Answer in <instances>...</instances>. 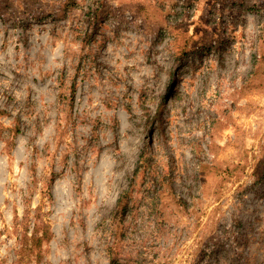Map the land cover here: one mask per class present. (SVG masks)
I'll return each mask as SVG.
<instances>
[{
	"label": "rangeland",
	"instance_id": "1",
	"mask_svg": "<svg viewBox=\"0 0 264 264\" xmlns=\"http://www.w3.org/2000/svg\"><path fill=\"white\" fill-rule=\"evenodd\" d=\"M112 258L264 264V0H0V264Z\"/></svg>",
	"mask_w": 264,
	"mask_h": 264
},
{
	"label": "trees",
	"instance_id": "2",
	"mask_svg": "<svg viewBox=\"0 0 264 264\" xmlns=\"http://www.w3.org/2000/svg\"><path fill=\"white\" fill-rule=\"evenodd\" d=\"M242 4H245V2H241ZM96 19V18H95ZM162 102L158 108V113H157V119L159 120L162 117V106H163ZM142 163V158L139 161L137 167L135 168V170L133 171V175L131 178V182L129 187L123 191V193L118 197L115 208L113 209L114 212V218L115 219H125L127 214L130 213V211L132 210V205H133V195L136 192L137 186H138V178H139V174H140V168L143 167ZM149 174L152 175V171L149 172ZM162 177V173L160 171H157L154 173V177H153V182L155 180H158ZM178 205H180L181 201H177ZM122 222V221H119ZM118 221L116 222V224L119 223ZM118 226V225H117ZM113 261V262H112ZM112 263L111 264H121L120 260H118L117 258H112Z\"/></svg>",
	"mask_w": 264,
	"mask_h": 264
}]
</instances>
